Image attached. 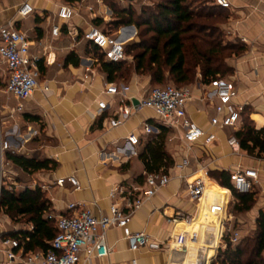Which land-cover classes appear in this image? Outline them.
Segmentation results:
<instances>
[{
  "label": "crops",
  "instance_id": "1",
  "mask_svg": "<svg viewBox=\"0 0 264 264\" xmlns=\"http://www.w3.org/2000/svg\"><path fill=\"white\" fill-rule=\"evenodd\" d=\"M24 2L31 3L34 12L22 18L18 10ZM148 2L151 3L150 0H0V28L12 23L33 42L30 53L41 58V87L23 101L21 113L12 115L19 101L5 91L9 73L0 56V133L11 142L14 150L5 154L4 185L18 186L23 179L29 186L40 185L51 201L54 215L68 214V205L79 203L89 208L96 217H101L110 214L114 202L127 212L129 203L144 197L147 171L141 154L149 144L162 136L165 153L171 160L167 168L159 170L170 175V182L143 201L126 227L132 232H145L150 242L159 244V248L148 245L134 251L126 238V228L111 227L106 237L111 253L106 257H97L83 251L79 264H133V260L138 264H198L194 260L195 252L191 254L192 258H187L173 245L172 239L182 226L169 223L168 218L175 213L197 212L198 205L189 197L185 183L204 173L209 180L210 197H227L229 194V208L234 201L232 192L220 186L210 173L256 170L258 182L254 184L255 190L253 187L257 192L256 203L245 212L253 228L256 229V221L264 212V158L251 156L229 144L230 137L243 127L246 119L257 129L264 127V0H230L231 7L225 10L227 18L220 24L227 41L246 47L243 53L228 59L232 69L228 81L237 90L233 106L242 108L244 114L234 128L212 126L217 97L211 83L203 82L199 70L195 81L185 85L192 92L187 115L205 132L214 133L215 140L205 144L202 138L190 148L179 131L166 127L160 115L151 108L134 112L118 127L111 126L110 121L121 116L122 98H126L129 105L148 97L152 88L151 77L133 73L127 79L119 77L109 81L92 43L83 36L93 26L108 33L101 26H113L111 23L115 21V16L112 5L123 10L131 8L136 15H142L144 4ZM192 3L196 6L199 0H192ZM65 4L75 10L70 20L58 17L60 6ZM96 19H101L100 26L95 24ZM54 25L61 27L57 37L52 34ZM138 31L135 24L121 25L112 36L129 44L139 41ZM70 56L71 59H68ZM74 59L78 64L73 62ZM128 62H132V56L128 57ZM88 68L92 73L87 71ZM86 75L89 77L86 78ZM110 84L116 85L121 94L106 93ZM44 85L49 86V91L42 89ZM99 101L107 103L103 111L99 109ZM146 124L153 127L151 133L144 131ZM162 126L167 128V132H160ZM131 134L138 135L137 145L128 141ZM10 153L38 160L50 159L57 166L24 175L21 168L9 159ZM70 176L80 182L79 190L67 180L63 185L56 183L58 179ZM132 186L140 188L133 196L120 193L116 199L111 198L113 189H130ZM245 224L247 222L236 216L231 221L232 229L241 234ZM31 228L29 223L13 222L0 210L1 239H16L15 234ZM11 250L17 254L13 261L8 256ZM28 253L23 249H12L0 241V264H25L24 258Z\"/></svg>",
  "mask_w": 264,
  "mask_h": 264
},
{
  "label": "built area",
  "instance_id": "2",
  "mask_svg": "<svg viewBox=\"0 0 264 264\" xmlns=\"http://www.w3.org/2000/svg\"><path fill=\"white\" fill-rule=\"evenodd\" d=\"M215 4L221 8L231 7L230 0H214ZM34 12V7L29 2H24L18 10L20 17L24 18ZM75 14L71 5H61L58 11V17L62 20H70ZM61 27L54 25L52 34L59 36ZM84 38L96 45L105 55V58L112 62H120L127 58L125 43L98 27H91L84 35ZM33 42L28 36L18 30L12 23L0 28V56L6 63L9 73V79L5 87L7 94L14 96L18 101L16 112L21 113L24 109L23 101L32 97L34 92L40 86V60L38 56L30 53ZM88 72L92 73L90 68ZM89 75H86L88 78ZM211 85L214 87L217 103L215 104L216 115L211 119V125L214 127L227 128L236 127L241 118L242 108L234 107L233 101L237 97V90L233 83L226 79H216ZM42 89L47 92L49 86L44 85ZM106 93L111 95L121 94L118 87L110 84L106 88ZM192 98L191 89L187 86L176 87L167 85L165 87L151 88L148 97L138 99V104H127L126 98H122L120 108V117L110 121L112 127H118L126 122L134 112L143 108L154 109L163 119L165 126L179 131L180 136L187 145H191L202 138L205 144H210L215 140V134L205 132L196 122L187 115V104ZM100 111L107 107V103L99 101ZM153 127L146 124L144 131L151 133ZM128 141L137 145L139 137L131 134ZM229 144L239 149L240 144L235 135L229 139ZM7 151H14L9 140L4 139L0 133V193L4 186V167L5 154ZM69 181L77 190L81 184L77 178L70 176L60 178L56 181L58 185H63ZM171 180L169 174L164 172H153L146 174V189L144 197L128 204L126 212L117 202H114L110 208V214L96 217L93 212L79 203H70L68 205V214L50 215L54 218L57 226V234L51 242V248L46 252H30L24 258L25 264H79L81 253L85 251L89 256L106 257L112 248L106 243L107 231L111 227L126 228L131 216L137 211L144 200L151 198L155 192L166 186ZM207 173L194 180H187L185 183L186 191L189 197L198 205V210L194 214L175 213L168 218V222L178 228L173 237V245L185 253L187 258H192L191 254L195 252V262L198 264H211L215 259L219 249H224L231 243L237 244L241 239V233L231 227L233 215L228 213L229 194L227 197H210L208 194ZM258 182V172L254 169L237 170L232 175L234 188L242 194L253 190L254 184ZM138 187L130 189L115 188L110 196L117 198L120 193H127L133 196ZM229 190V189H228ZM231 190H229V193ZM126 238L129 241L130 248L134 251L145 246L159 248V244L151 243L150 238L145 232H132L126 228ZM226 236H229V243L226 242ZM0 241L4 245L11 246L12 249L19 247L17 239L6 238ZM10 260H15L17 254L14 250L8 253ZM192 261V260H191ZM133 264H138L133 260Z\"/></svg>",
  "mask_w": 264,
  "mask_h": 264
},
{
  "label": "trees",
  "instance_id": "3",
  "mask_svg": "<svg viewBox=\"0 0 264 264\" xmlns=\"http://www.w3.org/2000/svg\"><path fill=\"white\" fill-rule=\"evenodd\" d=\"M112 9L115 21L111 24L115 28L135 24L139 30V41L125 44L127 58L120 62L107 60L104 53L92 44L109 81H115L119 77L127 79L137 73L149 75L152 85L170 81L176 87H184L195 81L200 70L203 82L212 83L216 79H224L223 76H229L232 69L228 65V59L246 49L241 43L227 41L220 26L227 18L226 9L217 6L214 0H199L196 6L192 0H156L152 7L143 10L142 15H136L131 8L123 10L112 5ZM94 22L97 26L102 24L101 19ZM141 28L144 29L140 31ZM129 56H132V62H128ZM73 62L78 64L75 59ZM243 114L244 110L241 116ZM160 132H167V128L162 126ZM234 135L241 150L251 156L264 158V127L257 129L246 119L243 127ZM161 137L149 144L141 154L147 174L159 172L162 167L167 168L171 164L165 153L164 138L162 140ZM8 156L21 168L24 175L57 166L50 159L38 160L17 153H10ZM232 175L226 170L210 173L220 185L231 190L234 197L233 208L230 206L227 210L236 216L253 208L257 192L252 190L246 194L239 193L233 186ZM0 210L13 222L21 221L32 225L31 230L14 235L19 241V249L24 252H46L51 248L57 226L55 219L50 218V215H54L51 201L40 185L32 187L25 183L20 188L13 184L4 185L0 193ZM234 227L237 228L236 224ZM226 242L229 243V236H226ZM211 264H264V212L256 221L253 235L241 237L237 244L229 243L226 248L219 249Z\"/></svg>",
  "mask_w": 264,
  "mask_h": 264
},
{
  "label": "rangeland",
  "instance_id": "4",
  "mask_svg": "<svg viewBox=\"0 0 264 264\" xmlns=\"http://www.w3.org/2000/svg\"><path fill=\"white\" fill-rule=\"evenodd\" d=\"M150 1H151V3L148 2L147 4H144L146 6L143 7V9H146V7H152L154 5V2H156V0H150ZM106 4L109 5V3H106ZM147 5H149V6H147ZM101 28L105 29L111 35H114L116 33V28L114 26L102 25ZM143 29L144 28H141L140 31H142ZM226 39H228V38H226ZM126 67H129V66H126ZM223 78L226 79V80L229 79V77L227 75L226 76H223ZM165 85H173V86H175V83L168 81V82H166L165 84H162V85L154 84L152 86L153 87H157V86H165ZM229 132L231 134L232 133V129ZM22 182L18 186H16V187L20 188V187H22L26 183V181L24 179H23ZM255 188H256V186L254 187V190H255ZM214 191L216 193L217 192V189L214 188ZM232 208H233V204L231 205V209ZM236 217H239V219H241L242 221L247 222V224H245V226H243L244 228L242 227L243 230H242L241 237H246V236L253 235V233L255 232V228H253V226H252L253 224H250L249 218L246 216V214L245 213L236 214Z\"/></svg>",
  "mask_w": 264,
  "mask_h": 264
},
{
  "label": "water",
  "instance_id": "5",
  "mask_svg": "<svg viewBox=\"0 0 264 264\" xmlns=\"http://www.w3.org/2000/svg\"><path fill=\"white\" fill-rule=\"evenodd\" d=\"M135 104H138V101H135Z\"/></svg>",
  "mask_w": 264,
  "mask_h": 264
},
{
  "label": "bare ground",
  "instance_id": "6",
  "mask_svg": "<svg viewBox=\"0 0 264 264\" xmlns=\"http://www.w3.org/2000/svg\"><path fill=\"white\" fill-rule=\"evenodd\" d=\"M196 179V178H195ZM208 192H209V186H208Z\"/></svg>",
  "mask_w": 264,
  "mask_h": 264
}]
</instances>
